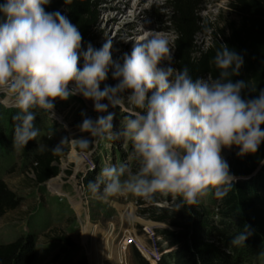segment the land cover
Here are the masks:
<instances>
[{"label": "clouds", "instance_id": "clouds-1", "mask_svg": "<svg viewBox=\"0 0 264 264\" xmlns=\"http://www.w3.org/2000/svg\"><path fill=\"white\" fill-rule=\"evenodd\" d=\"M49 3H0V96L16 109L13 146L24 149L40 135L34 124L37 110L52 121L54 100L80 95L92 101L94 112H107L84 117L78 125L88 133L73 139L81 159L92 155L93 143L123 139L131 144L129 157L136 164L133 173L127 163L106 162L87 184L94 197L110 202L131 195L151 202L157 195L171 196L176 211L198 204L209 192L224 197L235 176L221 148L235 146L243 156L256 153L264 141V89L246 99L242 91H255V86L232 79L240 74L242 55L220 44L210 61L218 74L193 79L187 66L173 67L169 39L148 31L122 54V62L114 61L111 39L99 48L89 43L81 51L77 26L60 11H45ZM110 70L117 83L101 89ZM109 108L126 113L115 130ZM64 143L61 139L52 151L61 153ZM127 219L131 223L134 216ZM250 229L245 223L229 244L244 246Z\"/></svg>", "mask_w": 264, "mask_h": 264}, {"label": "rangeland", "instance_id": "rangeland-1", "mask_svg": "<svg viewBox=\"0 0 264 264\" xmlns=\"http://www.w3.org/2000/svg\"><path fill=\"white\" fill-rule=\"evenodd\" d=\"M169 1L96 0L97 18L91 28L90 44L99 48L106 39H111L112 59L118 62H122V54L130 52L132 44L140 42L148 31L168 38L173 46L175 34L167 20L172 13ZM229 3L230 0H200L199 16L211 25V33L199 32L197 44L210 43L214 39L213 33L219 35L220 28L238 21ZM82 64L83 61L78 60V67ZM116 83L110 70L100 88ZM54 105L52 121L37 110L34 124L40 129V135L36 140L28 141L24 149L6 145L7 138L3 134L8 133L9 113L0 114V179L20 197L19 206L0 217V243L20 235L34 237V264H137L135 251L147 260L154 257L152 253L162 254L167 264H174L168 255L171 249L158 232L168 226L153 220L152 216L173 214L174 219H179L186 215L185 220H188L191 206L186 205L176 213L171 196L157 195L151 202L131 195L112 198L110 202L94 197L86 181L94 180L106 162L116 165L124 162L131 172L136 171V164L129 157L131 144L123 139L93 143L90 145L92 155L81 159L80 149L73 139L88 137V133L80 132L78 125L84 117L95 119L107 112H94L92 101L80 95L56 99ZM108 111L114 113L115 130L126 113L118 108ZM49 129L51 136L47 135ZM61 139L65 143L59 159L60 172L37 184L32 153L42 151L40 145L45 149L56 147ZM238 150L235 146L221 148V156L227 161L230 172L238 163ZM263 164L264 159L254 166V176L262 172ZM217 201L218 198L209 192L198 205L217 220L214 214ZM144 211L147 213H142ZM129 214L134 216L131 223L127 219ZM246 264H264V238L256 244L252 258Z\"/></svg>", "mask_w": 264, "mask_h": 264}, {"label": "trees", "instance_id": "trees-1", "mask_svg": "<svg viewBox=\"0 0 264 264\" xmlns=\"http://www.w3.org/2000/svg\"><path fill=\"white\" fill-rule=\"evenodd\" d=\"M3 2L0 0V3ZM199 4L200 0L169 1L172 13L167 20L175 34L172 42L173 67L179 69L187 66L193 79L214 78L218 72L210 61L220 44H225L243 57L240 74L232 77L233 82L244 80L255 86V91L246 88L241 93L246 99L254 98L260 89H264V0H230L229 7L237 14L238 21H231L220 28L219 35L213 33L214 39L210 43L197 44L199 32L211 33V25L199 16ZM44 7L47 12L60 11L77 26L84 48L91 43L90 32L97 18L96 0H71L70 3L50 0ZM15 111L0 104V114L9 113L8 133L3 134L7 138V146H13L15 122L12 115ZM260 127L264 128V124ZM53 148L32 153L37 184L46 182L60 172L59 159L63 151L54 153ZM236 158L238 163L232 167L231 173L237 178L228 193L218 198L214 210L217 220L198 204L191 205L188 220H185L186 215L179 219H174L173 214L152 216L153 220L168 226L158 232L171 249L168 255L174 264H246L251 260L256 244L264 238V164L260 174L252 175L254 166L264 159V141L256 153L236 155ZM19 204L17 193L0 179V217L16 209ZM175 212L180 213V210ZM245 223L251 226V235L245 245L231 246L229 240ZM34 244V237L30 235H20L9 242L0 243V264H34ZM135 258L137 264H167L162 254L152 262L135 251Z\"/></svg>", "mask_w": 264, "mask_h": 264}, {"label": "built area", "instance_id": "built-area-1", "mask_svg": "<svg viewBox=\"0 0 264 264\" xmlns=\"http://www.w3.org/2000/svg\"><path fill=\"white\" fill-rule=\"evenodd\" d=\"M0 104L1 105H3V106H6V107H11L10 105H8L6 102H4V97H2V96H0ZM11 108H13V107H11ZM152 255L154 256V257H149L148 259L150 260V261H156L157 259H158V255H157V253H152Z\"/></svg>", "mask_w": 264, "mask_h": 264}, {"label": "water", "instance_id": "water-1", "mask_svg": "<svg viewBox=\"0 0 264 264\" xmlns=\"http://www.w3.org/2000/svg\"><path fill=\"white\" fill-rule=\"evenodd\" d=\"M254 173H256V169L253 171L252 175H253ZM236 178H237V177H235V179H236Z\"/></svg>", "mask_w": 264, "mask_h": 264}, {"label": "bare ground", "instance_id": "bare-ground-1", "mask_svg": "<svg viewBox=\"0 0 264 264\" xmlns=\"http://www.w3.org/2000/svg\"><path fill=\"white\" fill-rule=\"evenodd\" d=\"M104 244V243H103Z\"/></svg>", "mask_w": 264, "mask_h": 264}]
</instances>
